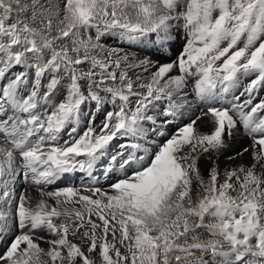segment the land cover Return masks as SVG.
Instances as JSON below:
<instances>
[{"label": "snow or ice", "instance_id": "1", "mask_svg": "<svg viewBox=\"0 0 264 264\" xmlns=\"http://www.w3.org/2000/svg\"><path fill=\"white\" fill-rule=\"evenodd\" d=\"M0 264H264V0H0Z\"/></svg>", "mask_w": 264, "mask_h": 264}]
</instances>
